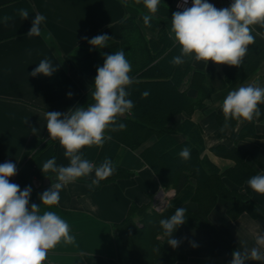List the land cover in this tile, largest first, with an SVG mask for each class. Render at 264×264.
<instances>
[{
    "label": "crops",
    "instance_id": "0c3cea01",
    "mask_svg": "<svg viewBox=\"0 0 264 264\" xmlns=\"http://www.w3.org/2000/svg\"><path fill=\"white\" fill-rule=\"evenodd\" d=\"M174 2L160 0V5L171 8ZM208 2L223 8L230 6L232 0ZM19 9L28 10V19L20 18ZM38 13L46 17L41 24V34L29 37L27 33ZM144 14H149L147 9L142 2L137 4L135 0H127V6L122 0H0V163H14L18 173L32 140L49 138L45 113L74 110L84 93L94 88V80L82 67L80 56L101 48L91 46L82 37L90 40L106 34L112 37L108 44L118 42L122 36V23L132 17L139 21ZM4 16L12 17V20L5 24ZM152 17L158 18L161 24L155 30L145 29L146 39H157L162 33L160 27L167 26L169 38L173 41L170 35L172 15L157 12ZM43 59H48L57 71L50 77L30 76L29 73ZM188 59L191 60V71L180 79L175 91L177 99L187 96L188 101L187 104L182 102L183 110L170 123L178 130L175 134L178 142L189 137L179 130L185 120L191 119L199 126L204 141L203 155L218 167L228 189L237 191L253 204L251 208L242 204L232 206L230 200L219 199L208 215L215 230L235 250L243 251L245 247L250 250L256 246V235H264V195L252 191L247 184L252 176L264 174V103L259 105L261 115L258 119L243 123L229 120L227 128H224L221 105L228 92L241 86L264 87V60L236 87H218L206 94L203 82L222 81L224 65ZM194 74L195 84L191 85ZM169 78L149 77L140 81L165 83L172 81ZM69 93L72 94L70 97ZM154 141L155 138L150 139L138 150L121 151L119 163L134 172L131 177L117 178L94 188L88 182L95 178L93 172L84 177L85 181L76 180L63 187L57 205L50 208L41 205V213L50 210L64 219L69 224L70 235L75 238L73 243L62 239L49 250L43 264H138L131 258L130 247L120 239L118 226L127 217L131 205L150 203L156 209L154 201L162 185L140 155ZM55 149L57 166H68L70 160L65 157L59 141ZM55 176H35L31 185L17 181L15 176L10 182L18 184L21 191L31 187L30 208L33 203L41 204L39 197L55 182ZM191 181L196 183L195 179ZM184 208L195 211L198 206L189 200L184 203ZM254 212L263 215L256 216ZM184 243L187 259L177 264H230L232 259L226 256L222 243L212 232L201 225L185 227ZM261 252L264 253V249ZM246 264H264V261L248 260Z\"/></svg>",
    "mask_w": 264,
    "mask_h": 264
},
{
    "label": "clouds",
    "instance_id": "9594fccd",
    "mask_svg": "<svg viewBox=\"0 0 264 264\" xmlns=\"http://www.w3.org/2000/svg\"><path fill=\"white\" fill-rule=\"evenodd\" d=\"M127 6V0H122ZM143 3L149 14L143 16V22L151 27L152 15L159 10L160 0H135ZM188 0H181L178 4L183 11H175L171 17V37L180 46V55L173 58V65H181L184 58H192L197 62L209 61L217 65L240 67L248 52V46L255 42V26L264 28V0H232L228 7L217 8L208 0H192L190 7H184ZM18 15L22 20L29 17L27 9H19ZM12 17L4 16L7 24ZM46 20L42 14H36L32 26L27 33L29 37L41 34V24ZM112 37L101 34L88 39V43L96 48L108 46ZM132 66L123 50L104 55L103 66L97 68L94 79V90L91 98L94 101L87 107L69 109L65 113L47 111L45 113L46 127L52 140H59L64 148V155L70 160L68 166H57L56 158L52 157L43 163V173H55V182L39 197L41 204H31L29 201L32 189L10 182V178L17 173L16 165L12 162L0 163V264H43L50 249L54 248L62 239L66 243H73L69 224L55 212L45 210L41 213V205L50 208L59 203L60 191L69 183L79 178L88 177L93 172L95 178L92 185L109 178L115 167L110 159H105L99 166L82 155L86 146L102 147L111 136L107 131H121L126 128L118 120L131 112L134 103L128 97L126 90L134 81L130 76ZM57 68L48 59H43L38 66L29 73L52 76ZM69 97L72 95L68 94ZM150 93H142L147 98ZM264 103V87L253 84L241 86L228 92L221 108L225 118L224 128L229 120L239 123L252 122L261 115L259 105ZM223 130V129H222ZM35 128H33V132ZM178 155L188 160L190 149L184 147ZM252 191L264 195V174H257L247 180ZM162 203V202H161ZM184 207L177 208L170 218L160 220L164 235L169 237L167 244L173 249L180 241L173 239L176 229L185 224ZM255 247L250 250L232 252L230 264H246V261H264V235L257 234ZM196 247L195 244L192 245ZM156 251H159L157 248Z\"/></svg>",
    "mask_w": 264,
    "mask_h": 264
},
{
    "label": "trees",
    "instance_id": "16d2710c",
    "mask_svg": "<svg viewBox=\"0 0 264 264\" xmlns=\"http://www.w3.org/2000/svg\"><path fill=\"white\" fill-rule=\"evenodd\" d=\"M175 11L178 10L174 7L166 8L159 5L158 14L172 15ZM144 15L140 17L139 21L132 17L122 23L120 41L110 42L104 48L91 50L88 55L80 56L82 67L94 80L97 74L96 69L103 66L104 55L123 50L132 66L130 76L134 81L126 89L130 93L128 98L132 100V95L136 92L141 94L138 99L132 100L134 107L131 112L118 120V123L126 125L124 130L107 131L106 135L111 136V140L106 141L102 147L86 146L82 149L83 157L92 161L96 166H99L107 158L112 161L115 167L112 176L93 187L100 188L117 178L134 175V172L120 165L121 151L123 149L138 150L147 141L155 138L153 144L145 147L140 155L158 177L161 185L164 188L173 187L176 193L162 211L150 208V203L143 206L131 205L127 217L118 226L120 239L130 247L131 258L138 264H177L179 261L186 260L184 229L193 225H201L209 229L214 237L222 243L226 256L232 258L231 254L235 249L223 235L215 230L208 217L209 211L219 199L230 200L232 206L242 204L251 208L253 204L247 202V197L224 185L223 175L218 167L206 155H203L204 141L201 130L191 119L185 120L179 129L188 134V139L184 142L176 140L175 134L178 130L173 128L170 122L176 114L183 110L182 102L187 104V96H180L179 99L176 97L173 101L165 100L163 106H154L152 99L142 97V93L146 90L142 91L141 88L154 85L169 86L172 94H175L181 83L180 79L191 71V60L187 57L184 58L185 64L177 66L171 63L174 57L180 55V46L174 44L169 38L167 26L160 27L162 33L157 39H146L144 30L147 28L155 30L161 22L158 18L152 17L151 27H148L143 22ZM252 34L255 36V42L248 46V52L243 58L241 66L224 65L222 81L201 83L206 94L218 87H228L229 89L236 87L246 80L264 60V28L257 25ZM170 76L171 78H169ZM149 77L158 80L169 78L172 81H166L168 85L162 81L149 83L140 81ZM195 78L196 74L192 77L191 85L195 84ZM93 90L94 88L84 93L75 108L87 107L88 104L93 103L91 98ZM58 141L52 140L50 137L48 140L44 138L32 140L24 153L22 165L18 170L21 182L24 181L31 185L35 176L40 178L56 175L52 172L43 173L41 167L48 159L55 157V147ZM184 147L190 149L188 160H184L178 155ZM237 167H239L238 164L236 169ZM234 171L235 168L229 174L232 175ZM192 179L196 180L195 184L192 183ZM77 180L85 181L86 179L79 178ZM88 182L92 184L91 181ZM189 200L196 203L198 208L195 211L185 208L186 222L179 226L172 235V238L177 239L180 243L177 248L173 249L167 244L169 237L164 235V230L159 222L162 219L170 218L177 208L184 207V203ZM254 215L260 216L263 213L254 212ZM157 248L159 251H156Z\"/></svg>",
    "mask_w": 264,
    "mask_h": 264
},
{
    "label": "rangeland",
    "instance_id": "374dc122",
    "mask_svg": "<svg viewBox=\"0 0 264 264\" xmlns=\"http://www.w3.org/2000/svg\"><path fill=\"white\" fill-rule=\"evenodd\" d=\"M163 11V10H162ZM145 86L143 88H141L142 91L144 90H147L150 95L147 97L148 99H152V104L154 106H163L164 105V102L165 100H170V101H173L176 99V96L175 94H172V91L171 89L169 88V86ZM141 94L140 92H136L135 94L132 95V100H136L138 99V97H140ZM145 98V99H147ZM15 179L17 181H20L19 180V177H18V173L15 175ZM163 187V186H162ZM161 189L159 188V192H158V197L161 196L162 194H164L166 197V199L168 200L167 203H169V201L171 200V198H173L174 196V193H175V189H172L173 187H168V188H162ZM169 190H172L170 193H171V197L168 195L169 193ZM168 195V196H167ZM163 196V195H162ZM170 197V199H169ZM166 203V205H167ZM150 208L153 209V207L151 206Z\"/></svg>",
    "mask_w": 264,
    "mask_h": 264
},
{
    "label": "built area",
    "instance_id": "2783aa9c",
    "mask_svg": "<svg viewBox=\"0 0 264 264\" xmlns=\"http://www.w3.org/2000/svg\"><path fill=\"white\" fill-rule=\"evenodd\" d=\"M191 2L192 0H188V4L187 5H184V7H190L191 6ZM181 3V0H175V3H174V8L176 10H179V11H183V7H179L178 8V4ZM163 195V196H162ZM161 196H159L155 201H154V205L155 207L158 209L160 208L163 204H165V202H167V199L165 198L166 196L164 194H162ZM170 197H171V193L168 194ZM167 195V196H168ZM169 197V198H170ZM162 202V203H161Z\"/></svg>",
    "mask_w": 264,
    "mask_h": 264
},
{
    "label": "water",
    "instance_id": "95a60500",
    "mask_svg": "<svg viewBox=\"0 0 264 264\" xmlns=\"http://www.w3.org/2000/svg\"><path fill=\"white\" fill-rule=\"evenodd\" d=\"M125 116H126V114H125ZM44 181H45V182H48V179H45ZM165 206H166V204L163 205V206L161 207V209L164 208Z\"/></svg>",
    "mask_w": 264,
    "mask_h": 264
}]
</instances>
